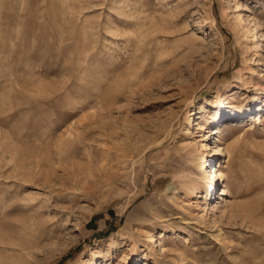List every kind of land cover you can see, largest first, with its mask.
I'll return each instance as SVG.
<instances>
[{
    "label": "rangeland",
    "instance_id": "obj_1",
    "mask_svg": "<svg viewBox=\"0 0 264 264\" xmlns=\"http://www.w3.org/2000/svg\"><path fill=\"white\" fill-rule=\"evenodd\" d=\"M0 5V264H264V0Z\"/></svg>",
    "mask_w": 264,
    "mask_h": 264
},
{
    "label": "bare ground",
    "instance_id": "obj_2",
    "mask_svg": "<svg viewBox=\"0 0 264 264\" xmlns=\"http://www.w3.org/2000/svg\"><path fill=\"white\" fill-rule=\"evenodd\" d=\"M1 6V5H0ZM0 9H1V7H0ZM3 17H2V14H1V10H0V43H2L3 42V35H2V23L3 22H1V19H2ZM9 41V40H8ZM0 51H1V49H0ZM5 52V51H4ZM11 55V54H10ZM219 113H221V115L223 114H225V110H220V112ZM218 119H219V117H218ZM211 132H213V130H210V132L209 133H211ZM204 178L206 179V181L207 182H210V188L212 189V187H213V185H214V181H213V174H210V173H208V172H205V175H204Z\"/></svg>",
    "mask_w": 264,
    "mask_h": 264
}]
</instances>
